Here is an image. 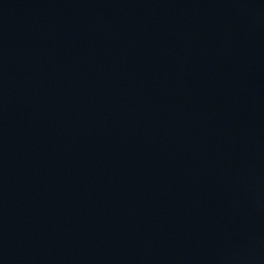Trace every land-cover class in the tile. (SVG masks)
I'll list each match as a JSON object with an SVG mask.
<instances>
[{"label": "water", "instance_id": "obj_1", "mask_svg": "<svg viewBox=\"0 0 264 264\" xmlns=\"http://www.w3.org/2000/svg\"><path fill=\"white\" fill-rule=\"evenodd\" d=\"M0 264H264V0H0Z\"/></svg>", "mask_w": 264, "mask_h": 264}]
</instances>
